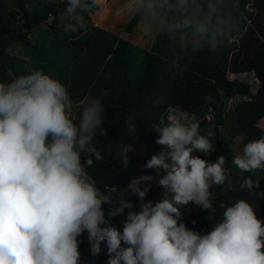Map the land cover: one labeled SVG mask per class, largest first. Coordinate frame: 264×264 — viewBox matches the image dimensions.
<instances>
[{
  "label": "clouds",
  "instance_id": "obj_1",
  "mask_svg": "<svg viewBox=\"0 0 264 264\" xmlns=\"http://www.w3.org/2000/svg\"><path fill=\"white\" fill-rule=\"evenodd\" d=\"M99 3L66 0L63 31L85 29V14ZM125 6L144 32L192 53L215 51L238 30L230 0H127ZM106 96L85 97L73 120L69 89L43 70L0 81V264H80L85 232L94 255L106 244L108 264H264V222L248 201L226 207L204 235L183 222L181 208L190 203L213 208L210 188L227 177L223 156L211 162L192 155L214 150L212 134H201L199 122L179 107L152 126L163 148L143 168L157 174L133 178L124 189L139 198V210L121 199L108 216L126 215L122 231L108 222L102 205L113 200L87 171L103 158L94 140L108 134L102 127ZM126 126L135 131L130 117ZM115 148L126 166L131 146ZM232 163L241 172L264 170V137L247 142ZM152 181L165 190L155 202L146 200ZM242 187L264 199L252 177Z\"/></svg>",
  "mask_w": 264,
  "mask_h": 264
},
{
  "label": "trees",
  "instance_id": "obj_2",
  "mask_svg": "<svg viewBox=\"0 0 264 264\" xmlns=\"http://www.w3.org/2000/svg\"><path fill=\"white\" fill-rule=\"evenodd\" d=\"M29 1L33 3L31 7ZM16 2L17 11L7 13L0 0V81L9 82L33 70H43L65 84L72 100L78 102L73 120H78L80 102L85 97L107 93L103 101L102 127L108 134L97 135L94 140L103 158L87 171L91 176L97 175L110 194L115 192L119 200H131L139 210V198L124 189L133 178L156 175L155 170L143 168L146 161L163 148L155 142L159 134L152 126L167 122V116L177 107L199 118L212 100L217 104L211 107L210 131L220 156L225 159L228 175L224 184L210 188L213 208L204 211L190 203L181 208L183 222L189 229L207 234L222 221L225 208L241 199L248 201L257 218L264 222V199L242 187L244 178L252 177L264 192V179H257L253 172H241L232 163L234 156L225 152L226 141L220 135V128L226 124L223 98L231 100L237 96L242 100L233 111L236 125L232 132L251 141L260 139L263 134L256 124L264 118V0H230L238 21L237 32L215 51L207 47L198 53L187 50L188 58L182 70L171 64L182 48L171 44L164 35H157L151 49L145 50L130 38L123 39L95 27L92 16L99 11V6L85 14V29L68 34L63 31L60 20L66 0L47 4L43 0ZM139 21L136 16L128 21L124 31L129 37ZM44 24L48 25L47 36L31 38L30 35ZM9 45L18 46V54H10ZM250 73L255 74L260 84L256 94L246 83L228 77L229 74ZM126 117L135 123L134 132L127 128ZM118 145L131 146L126 166L115 151ZM84 160L82 157V162ZM96 168H100L101 173L97 174ZM150 183L157 196L150 201H158L165 190L155 181ZM102 207L108 222L122 231L126 215L108 216L109 210L115 207L113 203H105ZM79 240L83 264H108L106 244L94 255L87 232Z\"/></svg>",
  "mask_w": 264,
  "mask_h": 264
},
{
  "label": "rangeland",
  "instance_id": "obj_3",
  "mask_svg": "<svg viewBox=\"0 0 264 264\" xmlns=\"http://www.w3.org/2000/svg\"><path fill=\"white\" fill-rule=\"evenodd\" d=\"M12 1L13 0H2V2L4 4L5 11L7 13H14L15 12L12 10L13 9V7L11 6ZM53 1H55V0H43V2L45 4L53 2ZM28 3H29V7H31L33 5V3L30 1ZM125 11H127V14L123 13V14H121V16L128 17V14H131V12L127 7H125ZM47 30H48V25L44 24L35 33L31 34L30 37L34 39V38H37L39 36L40 37L41 36L42 37L47 36ZM8 51L10 52V54H18L19 49H18V46L9 45ZM187 58H188V51L186 49L182 48L181 53L176 55L173 58V60H171V64L173 66H175V68L177 70H182L185 67V63H186ZM251 74L253 77H251V76H246V77H244V76H241V77L229 76V79L230 80L238 79V80L246 83L247 85L250 86L251 92L253 94H256L257 93V87H256V83H255L256 76L253 73H251ZM241 100L242 99L239 96L234 97L231 100L223 98V103H224L223 116H224V119L226 121V124L224 127L220 128V135L226 141L225 152L229 155H232V156H236V155L241 154L243 146L247 142L251 141L249 139H246L240 133L232 132L234 126L236 125V121H235V118L233 116V111H234V108L236 107V105ZM212 104H217V103H215L211 100L209 102V105L204 107L205 109H204L202 116L199 118H194V120L199 122V126H200L199 130H200L201 134H204V135H208L209 132L211 133L208 117H210V121H212V119H213V112H212V108H211ZM77 106H78V102L73 101L72 107L69 111V115L72 119L75 117V115L77 113ZM170 116H171V114H169L167 116V119H169ZM257 126L263 130L262 137H264V118L259 120V123L257 124ZM239 138H241L242 140H239ZM236 140H238V143H236ZM211 142L213 143L215 148L210 154H204V153L194 151V152H196V156L200 155V157H202L205 160L215 162L216 159L218 157H220V153H219L217 142H216L215 138L213 137V135H211ZM95 171L97 174H99V173H101L102 170L100 168H96ZM225 174L228 175V172ZM253 174L257 179H264V172H261L260 170L254 171ZM92 177L96 181V185L100 189V191L103 192L108 197H110V199L113 200V202H112L113 205H116L120 199V196L115 192H112L110 194V192L101 184L97 175L94 174V175H92ZM156 199H157L156 193H155L154 189H151L147 194L146 200H156ZM80 264H83V262L81 260H80Z\"/></svg>",
  "mask_w": 264,
  "mask_h": 264
},
{
  "label": "crops",
  "instance_id": "obj_4",
  "mask_svg": "<svg viewBox=\"0 0 264 264\" xmlns=\"http://www.w3.org/2000/svg\"><path fill=\"white\" fill-rule=\"evenodd\" d=\"M126 2L127 0H100L99 11L92 16L93 22L97 23L99 25V28L101 29L109 31L123 39L130 38L131 42L134 43L135 45L145 50H150L157 35L144 32L141 21L138 22L137 26L135 27L133 31V34L130 35V37L124 31V28L127 25L128 21H130V19L134 16L133 14H128V17L121 16V14L123 13L127 14V11H125ZM11 6L13 7L12 9L13 11H17L16 10L17 9L16 0L12 1ZM229 76H233V77L251 76L253 77L251 73L238 75V76L229 74L228 77ZM255 83H256V87L258 91L260 84L257 78H255ZM189 117L191 119L196 118L193 116H189ZM239 140H242V139L239 138ZM236 143H238V140H236ZM155 174L157 173L155 172Z\"/></svg>",
  "mask_w": 264,
  "mask_h": 264
},
{
  "label": "built area",
  "instance_id": "obj_5",
  "mask_svg": "<svg viewBox=\"0 0 264 264\" xmlns=\"http://www.w3.org/2000/svg\"><path fill=\"white\" fill-rule=\"evenodd\" d=\"M94 25H95V27H99V25L97 23H94ZM212 112H213V110H212ZM208 120L210 121V117H208ZM192 155L196 156V152H193Z\"/></svg>",
  "mask_w": 264,
  "mask_h": 264
}]
</instances>
